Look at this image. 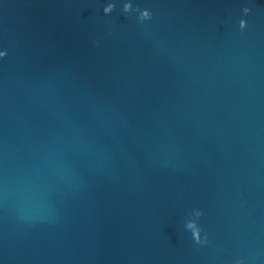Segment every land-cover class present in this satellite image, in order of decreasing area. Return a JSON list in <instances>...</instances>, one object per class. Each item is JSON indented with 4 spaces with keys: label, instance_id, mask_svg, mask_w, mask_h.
I'll return each instance as SVG.
<instances>
[{
    "label": "water",
    "instance_id": "obj_1",
    "mask_svg": "<svg viewBox=\"0 0 264 264\" xmlns=\"http://www.w3.org/2000/svg\"><path fill=\"white\" fill-rule=\"evenodd\" d=\"M0 52V264H264V0H0Z\"/></svg>",
    "mask_w": 264,
    "mask_h": 264
},
{
    "label": "clouds",
    "instance_id": "obj_2",
    "mask_svg": "<svg viewBox=\"0 0 264 264\" xmlns=\"http://www.w3.org/2000/svg\"><path fill=\"white\" fill-rule=\"evenodd\" d=\"M114 8H115V4L108 3L103 8V12L105 14H110L113 11ZM123 11L126 12V13L127 12H130V11H137L139 13L138 20L140 22H143V21L151 20L152 19V13L148 9H139V8L133 9L131 3H124V5H123ZM250 11H251V9L248 8V7H244L242 9V12H243L244 15H247ZM239 27H240L241 30H243L246 27V21L244 19H240L239 20ZM5 55H6V52H0V57H3ZM193 215L198 219L202 215V212L200 210H195L194 213H193ZM185 228L187 230H190L191 231L192 238L194 239V241L197 244L207 243L206 237L204 239H201V236H200L201 229L197 225L195 219L188 220L186 222V224H185ZM237 264H240V262L237 261Z\"/></svg>",
    "mask_w": 264,
    "mask_h": 264
}]
</instances>
